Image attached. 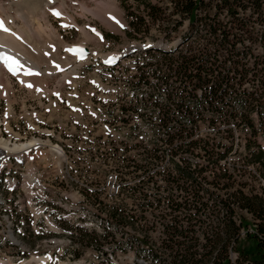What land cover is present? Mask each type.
Returning <instances> with one entry per match:
<instances>
[{
  "label": "rangeland",
  "instance_id": "374dc122",
  "mask_svg": "<svg viewBox=\"0 0 264 264\" xmlns=\"http://www.w3.org/2000/svg\"><path fill=\"white\" fill-rule=\"evenodd\" d=\"M90 1L69 3V14L75 25L53 16L49 7L47 15L41 19L44 33H39L35 23L18 21L31 36L26 38L24 33L25 37L20 36L21 44L25 42L23 48L30 51L26 50L27 54L38 53L33 54V59L50 74L59 69L50 79L33 73L20 75L27 78L25 81L19 74L0 72V146L2 142L11 143L9 148L13 151L12 144L19 146L33 140L42 144L38 149L24 153L22 158L12 152H0V259L7 258L11 264H22L33 256H48V264H156L143 251L135 254L130 249V241L136 242L143 235L139 227L117 229L108 222L109 208L119 207L129 213L140 200L132 192L140 179L124 176L122 163L126 157L140 160L141 156L139 151L126 152L120 145L124 143L132 148L137 139L129 138L130 127L120 122L118 112L123 103L136 102L139 97L137 89L131 87L126 78L127 73L121 68L112 71L104 68L101 55L127 65L130 50L143 45L138 38L125 32L129 22L136 16L145 17V3L167 8L168 0ZM166 12L170 14L169 10ZM110 14L115 19L119 16L118 26L113 25L115 21L110 19ZM222 21L227 22V19L223 17ZM145 22L142 33H147L145 38L152 43H160L165 38L163 30L171 26L169 21L153 24L147 16ZM65 24L68 26H61ZM52 28L55 30L51 31ZM187 29L188 22L185 21L172 34L170 43L179 41ZM249 30H255L258 35L264 33L263 27L257 24L250 25ZM244 43V46H257L251 61L264 57V36H259L256 44ZM73 46L88 49L85 60L72 55ZM39 53L46 54V58ZM252 75L248 77L252 81L249 88H260L259 94H263L264 101V87L256 83ZM254 120L256 136L243 125L222 124L233 131L230 138L239 143L238 153L229 157V163L245 158L249 142L257 141L264 147V124L256 117ZM132 121L138 124L144 137L139 140H149L150 125L134 118ZM203 131L213 135L207 133L210 132L207 126ZM225 137V133L218 135L221 141ZM113 144L116 148L120 145L114 158L110 152ZM52 146H58L62 156L56 155ZM246 166L253 177V186L260 190L264 185V171L250 162ZM225 169L228 168L225 166ZM30 173L40 181L41 188L31 184ZM210 191L215 196L226 195L217 189ZM144 192L161 198L172 194L164 189L156 191L151 185H146ZM207 220L213 223L217 218ZM210 223L206 226H211ZM79 228L84 230L82 238H76ZM9 232L20 244L10 239ZM105 232L111 235L107 243L102 244V239L95 240ZM157 236L158 233H154L153 237ZM95 241L102 246L97 248ZM240 247L248 251L253 245L243 239Z\"/></svg>",
  "mask_w": 264,
  "mask_h": 264
},
{
  "label": "trees",
  "instance_id": "16d2710c",
  "mask_svg": "<svg viewBox=\"0 0 264 264\" xmlns=\"http://www.w3.org/2000/svg\"><path fill=\"white\" fill-rule=\"evenodd\" d=\"M145 4V17L153 24H171L163 30V43L171 44L185 21L188 29L176 48L134 52L129 55L133 65L119 62L109 68L123 69L137 89L139 100L123 103L118 112L130 127L129 138L137 139L132 148L120 145L126 152L139 151L141 158L126 157L122 163L124 176L140 179L132 190L140 197L138 205L129 213L109 208L108 222L117 229L139 227L143 235L130 241V249L143 251L156 264H264V185L255 189L246 166L250 162L264 171V147L249 142L245 158L229 163L239 143L222 125H243L256 136L255 117L264 124L263 94L250 89L248 79L252 73L264 87V57L251 61L257 46H244L264 36L249 30L257 24L264 32V0H168L167 8ZM145 17L136 16L125 29L141 43L147 41ZM133 118L150 125L149 140H139L144 137ZM206 126L213 135L205 134ZM223 133L226 142L218 139ZM119 146L110 148L113 158ZM146 185L172 194L155 197L144 192ZM211 188L226 195L215 196ZM77 230L76 238H82L84 230ZM110 238L105 232L95 240L105 244ZM243 239L252 243L250 250L240 247Z\"/></svg>",
  "mask_w": 264,
  "mask_h": 264
},
{
  "label": "bare ground",
  "instance_id": "6f19581e",
  "mask_svg": "<svg viewBox=\"0 0 264 264\" xmlns=\"http://www.w3.org/2000/svg\"><path fill=\"white\" fill-rule=\"evenodd\" d=\"M72 1L73 0H53V3L50 4V3H48V0H0V19H2L5 22L6 27H8L12 32L15 33V35H12V34L0 31V72L1 73L2 72H9L7 67H5V65L2 62V57L4 55H7L9 57L15 58L18 61V66L13 65V67L15 68L16 74H19L20 78H22V76H24V75H28V73H33L37 77L39 75L40 76L44 75V76L49 77V79H50V77L55 75L59 71L58 68L54 69V74H53V72H52V74H50L48 71L42 70V68L39 66V64H37L38 61L36 62V60L33 59V57H35V55H33V54H38V53H33V54L31 53L33 57L30 56L29 54H27L26 50L29 53H30V51L28 49L25 50L24 49L25 47L23 48V45L25 46V42L23 43V45L21 44L22 38L20 36L23 35V33H24V35H26V38H27V36H30V35H28L29 32L26 28H22L19 25L18 21L21 20L23 24H27L28 21H30L32 24L35 23L34 25H37L39 33L40 32L44 33L46 30L44 29V26L41 24V19L47 15V8L49 7V9L55 8L56 10H58L61 13L60 18L64 19L65 20V21L63 20L64 22L67 21L66 23H69L71 21V23L73 24L74 18H73V16L71 17L69 14L70 13L69 12V3H72ZM75 1H77L76 3H78V1H81L79 3H82L85 0H75ZM91 1L97 2L98 0H91ZM111 12H113V11H111ZM11 14H12V19H11ZM107 15H108L107 18H109V13H107ZM36 16L38 18L40 16V18L38 19V18H36ZM110 16H111V14H110ZM118 17L115 19L116 21H119ZM120 20H121V18H120ZM75 23H74V25H75ZM112 24H113V22H112ZM113 25L118 26L119 23L114 22ZM36 30H37V28H36ZM54 30L55 29H53V28L51 29V31H54ZM38 31H37V33H38ZM17 37H19V38H17ZM171 47H172L171 45H168L166 48L169 49ZM71 49H72L71 50L72 55L76 56V58H79V57L74 53L75 49L79 50L80 52H82V51L88 52V49L81 47V46H73ZM41 56L44 57L43 59H45L46 58L45 56H47V55L45 54V56H44V54H43ZM42 57H39V58L41 59ZM36 58H37V55H36ZM81 59L85 60L86 56H84V58H80V60ZM101 59L107 60V59H109V57L105 56V55H101ZM71 73L75 74L74 71H72ZM20 75H22V76H20ZM30 78H32V77H30ZM30 78H28V79H30ZM23 79H25V81H26L27 78H22V80ZM34 79H36V78H34ZM34 79H30V80H34ZM40 146H42V144L38 140H33V141L26 142V143H21V145H19V146L17 144H12V148H14L12 151L10 149L11 143H3L2 142V144L0 146V152L2 154L12 152L15 154H19L20 158H22V155L24 153H28L34 149H38ZM52 150L56 155L62 156V152L58 146H52ZM30 182L34 187H39V188L42 187L40 181L36 177H34V175L32 173H30ZM10 237L12 238L13 242H15L16 244H20L19 241L14 236L11 235V233H10ZM48 263H49V257L48 256H33V257H31V259L25 260L22 264H48ZM0 264H11V262L7 258H3V259H0ZM60 264H66V263L61 262ZM74 264H84V263L79 262V263H74Z\"/></svg>",
  "mask_w": 264,
  "mask_h": 264
},
{
  "label": "snow or ice",
  "instance_id": "6c2138e0",
  "mask_svg": "<svg viewBox=\"0 0 264 264\" xmlns=\"http://www.w3.org/2000/svg\"><path fill=\"white\" fill-rule=\"evenodd\" d=\"M48 3H50V4L53 3V0H48ZM50 11H51V14L53 16H55L57 18L61 17V13L58 10H56L55 8L50 9ZM110 19H113L115 22L119 23V21L115 20V17H111L110 16ZM61 26L62 27H67L68 25L65 24V25H61ZM0 31L15 35L14 32H12L8 27H6L5 22L2 19H0ZM17 38H19V37H17ZM2 62L5 65V67H7L9 72H11L13 75L16 74L15 68L13 67V65H17L18 66V61L15 58L9 57L7 55H4L2 57ZM28 86L31 87V85H28Z\"/></svg>",
  "mask_w": 264,
  "mask_h": 264
},
{
  "label": "built area",
  "instance_id": "2783aa9c",
  "mask_svg": "<svg viewBox=\"0 0 264 264\" xmlns=\"http://www.w3.org/2000/svg\"><path fill=\"white\" fill-rule=\"evenodd\" d=\"M10 233H11V235H12V236H14L12 232H9V236H10ZM10 239L12 240V238H11V237H10ZM12 241H13V240H12Z\"/></svg>",
  "mask_w": 264,
  "mask_h": 264
}]
</instances>
